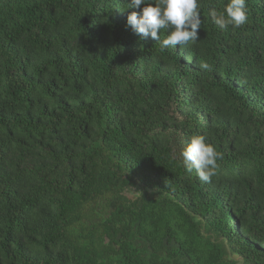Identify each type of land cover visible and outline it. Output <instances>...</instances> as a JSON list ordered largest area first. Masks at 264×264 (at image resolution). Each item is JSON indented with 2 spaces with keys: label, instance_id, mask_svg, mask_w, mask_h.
Listing matches in <instances>:
<instances>
[{
  "label": "trees",
  "instance_id": "16d2710c",
  "mask_svg": "<svg viewBox=\"0 0 264 264\" xmlns=\"http://www.w3.org/2000/svg\"><path fill=\"white\" fill-rule=\"evenodd\" d=\"M129 2L0 0V264H264V0L164 50Z\"/></svg>",
  "mask_w": 264,
  "mask_h": 264
},
{
  "label": "clouds",
  "instance_id": "9594fccd",
  "mask_svg": "<svg viewBox=\"0 0 264 264\" xmlns=\"http://www.w3.org/2000/svg\"><path fill=\"white\" fill-rule=\"evenodd\" d=\"M127 9H139L129 12L127 25L138 36L158 41L161 50L199 41L202 21L198 0H130ZM208 15L222 30L228 26L239 28L248 20L246 0H228L222 9L212 8ZM161 30L167 32L162 40ZM209 67L208 63L201 64L202 69ZM180 156L186 172H195L202 182H208L215 174L221 158L215 146L199 134L189 137Z\"/></svg>",
  "mask_w": 264,
  "mask_h": 264
},
{
  "label": "rangeland",
  "instance_id": "374dc122",
  "mask_svg": "<svg viewBox=\"0 0 264 264\" xmlns=\"http://www.w3.org/2000/svg\"><path fill=\"white\" fill-rule=\"evenodd\" d=\"M127 194H128L130 197L135 196V193H134L133 191L130 192V193L128 192Z\"/></svg>",
  "mask_w": 264,
  "mask_h": 264
},
{
  "label": "water",
  "instance_id": "95a60500",
  "mask_svg": "<svg viewBox=\"0 0 264 264\" xmlns=\"http://www.w3.org/2000/svg\"><path fill=\"white\" fill-rule=\"evenodd\" d=\"M241 262H242V261H241V260H239V262H238L237 264H241Z\"/></svg>",
  "mask_w": 264,
  "mask_h": 264
}]
</instances>
